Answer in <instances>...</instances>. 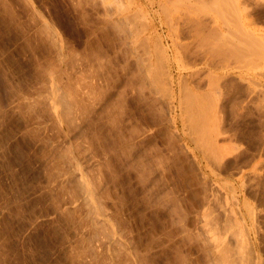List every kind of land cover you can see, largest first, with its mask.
<instances>
[{"label":"rangeland","instance_id":"obj_1","mask_svg":"<svg viewBox=\"0 0 264 264\" xmlns=\"http://www.w3.org/2000/svg\"><path fill=\"white\" fill-rule=\"evenodd\" d=\"M0 264H264V0H0Z\"/></svg>","mask_w":264,"mask_h":264},{"label":"bare ground","instance_id":"obj_2","mask_svg":"<svg viewBox=\"0 0 264 264\" xmlns=\"http://www.w3.org/2000/svg\"><path fill=\"white\" fill-rule=\"evenodd\" d=\"M118 8H119V7H118ZM119 9H121V8H119ZM119 9H118V10H119ZM106 11H107V10H106ZM109 11H110V10H109ZM107 12H108V11H107ZM110 12H111V11H110ZM112 14H113V13H112ZM130 17H131V16H130ZM128 18H129V17H128ZM128 18H126V19H128ZM130 19H131V18H130ZM124 20H125V19H124ZM131 20H132V19H131ZM127 22H128V21H127ZM119 23H120V24L123 23V22H121V19H120V22H119ZM120 24H119V25H120ZM113 25H114V24H113ZM124 26H126V25H124ZM127 26H128V25H127ZM129 26H130V25H129ZM124 29H125V28H124ZM126 29H127V28H126ZM122 30H123V29H122ZM128 30H129V29H128ZM132 30H133V29H132ZM128 32H129V31H128ZM133 32H134V31H133ZM125 34H126V32H125ZM127 34H128V33H127ZM128 35H129V34H128ZM128 35H127V36H128ZM123 37H124V36H123ZM160 45H161V44H160ZM161 46H162V45H161ZM161 46H160V47H161ZM155 48H156V47H155ZM162 50H163V49H162ZM168 60H169V59H168ZM139 69H140V68H139ZM147 71H148V70H147ZM127 72H128V70H127ZM148 72H149V71H148ZM131 76H132V75H131ZM147 76H149V75H147ZM130 82H131V81H130ZM131 84H132V83H131ZM171 85H173V84H171ZM171 89H172V88H171ZM136 93L140 95V90H139V89L136 90ZM193 103H194V102H193ZM189 107H191V105H190ZM200 107H201V106H200ZM200 107H199V108H200ZM199 112H200V111H199ZM200 114H201V113H200ZM203 114H204V113H203ZM190 115H191V114H190ZM198 115H199V114H198ZM200 116H201V115H200ZM200 116H199V117H200ZM189 118H190V117H189Z\"/></svg>","mask_w":264,"mask_h":264}]
</instances>
